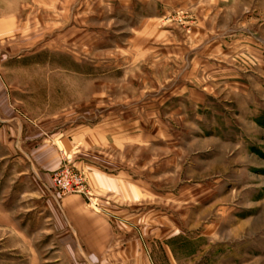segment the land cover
I'll return each instance as SVG.
<instances>
[{
    "label": "rangeland",
    "instance_id": "obj_1",
    "mask_svg": "<svg viewBox=\"0 0 264 264\" xmlns=\"http://www.w3.org/2000/svg\"><path fill=\"white\" fill-rule=\"evenodd\" d=\"M66 165L130 264H264V0H0V264H64Z\"/></svg>",
    "mask_w": 264,
    "mask_h": 264
},
{
    "label": "crops",
    "instance_id": "obj_2",
    "mask_svg": "<svg viewBox=\"0 0 264 264\" xmlns=\"http://www.w3.org/2000/svg\"><path fill=\"white\" fill-rule=\"evenodd\" d=\"M61 141L66 151H72L77 147V132ZM60 200L59 209L53 206L51 210L48 205L44 217L52 219L51 213L60 217L56 224H52L51 229L56 234L52 237L51 247L63 251L64 264H130V253L126 250L131 242L116 235L117 227L107 221L106 216L87 207L81 195L70 194ZM47 226L42 231H46V227L49 230L50 226Z\"/></svg>",
    "mask_w": 264,
    "mask_h": 264
},
{
    "label": "built area",
    "instance_id": "obj_3",
    "mask_svg": "<svg viewBox=\"0 0 264 264\" xmlns=\"http://www.w3.org/2000/svg\"><path fill=\"white\" fill-rule=\"evenodd\" d=\"M53 187L61 197L70 194H88L85 174L74 166L66 165L53 174Z\"/></svg>",
    "mask_w": 264,
    "mask_h": 264
}]
</instances>
